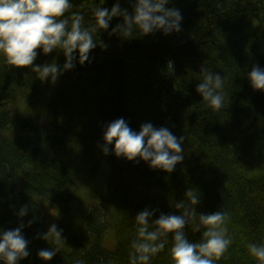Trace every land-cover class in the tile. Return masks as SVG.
<instances>
[{"label": "trees", "instance_id": "obj_1", "mask_svg": "<svg viewBox=\"0 0 264 264\" xmlns=\"http://www.w3.org/2000/svg\"><path fill=\"white\" fill-rule=\"evenodd\" d=\"M114 2L107 0L105 6ZM174 4L183 15L179 34L121 40L101 32L108 48L97 46L90 53L91 63L77 62L54 88L30 67L11 68L0 58V227L24 222L30 256L19 264H75L77 259L85 264H129L136 214L145 207L159 209L153 219L161 211L180 214L173 205L185 199L189 188L201 193L200 203L193 206L198 215L229 213L233 243L217 264H257L246 244L264 241V91L254 90L246 73L253 65L264 67V0ZM120 20L114 18L108 31ZM52 60L62 66L65 57L54 51L34 63ZM202 65L224 77L229 100L219 111L204 104L196 91ZM19 102L43 109L48 122L34 124L31 114H15ZM120 117L136 131L151 122L183 135V162L166 173L143 161L104 155L103 128ZM73 157L90 177L107 167L105 202L85 209L76 206L79 169L70 161ZM24 204L29 212L21 218L16 213ZM46 204L61 214L57 225L65 241L59 244L36 238L47 231L48 215L42 209ZM105 204L113 206L110 215ZM79 209L83 230L74 235L68 224ZM185 230L191 240L200 239L191 225ZM109 231L116 238L113 249L106 246ZM170 246L169 238L151 264H172ZM49 247L57 254L44 261L37 252Z\"/></svg>", "mask_w": 264, "mask_h": 264}, {"label": "clouds", "instance_id": "obj_2", "mask_svg": "<svg viewBox=\"0 0 264 264\" xmlns=\"http://www.w3.org/2000/svg\"><path fill=\"white\" fill-rule=\"evenodd\" d=\"M107 0H91L89 3L76 0H0V58L11 68L30 71L42 82L55 84L64 72L92 62V50L99 46L107 49L108 44L100 39L101 32L117 36L121 40L162 33L164 36L182 31L183 15L174 0H115L111 7ZM122 3L128 7H122ZM172 4V7H168ZM86 16L88 20L86 21ZM114 18H122L115 26ZM40 51H37V50ZM63 53L65 61L35 64L38 56L52 52ZM168 67L173 70V62ZM201 82L196 91L203 103L213 111L223 109L229 96L224 90V77L202 65ZM254 90L264 91V67L253 65L246 73ZM183 135H175L169 127H155L151 122L140 125L139 131L130 127L124 117L107 123L103 128L104 155L114 154L117 158L139 163L149 168L171 173L184 160ZM185 199L173 206L180 214L160 212L158 208L145 207L135 218L136 236L132 239L129 264H151L154 256L163 251L171 239L168 249L172 264H217L233 243L227 221L229 213L217 210L211 213L196 212L201 193L189 188ZM29 206L24 204L16 213L18 217L28 215ZM33 221H28V226ZM193 233H201L197 241L189 238L186 226ZM23 221L15 228L0 227V264H19L30 256V241L23 234ZM63 229L56 223L46 232H38L36 238L56 244L65 241ZM246 249L257 264H264V241H249ZM57 254L54 247L42 248L37 255L50 261ZM75 264H85L77 259Z\"/></svg>", "mask_w": 264, "mask_h": 264}, {"label": "rangeland", "instance_id": "obj_3", "mask_svg": "<svg viewBox=\"0 0 264 264\" xmlns=\"http://www.w3.org/2000/svg\"><path fill=\"white\" fill-rule=\"evenodd\" d=\"M53 60L49 63H52ZM59 83V80L56 81L55 84L48 81L49 86L54 88ZM14 112L17 115L28 116L29 114L32 115L33 119H30L32 123H46L48 122V117L46 112L39 108L33 109L31 106L28 107L26 103L19 102L17 105L14 106ZM70 161L77 167L78 170V187L76 189V206H79L85 209L88 206L93 205L96 206L100 203L105 202L106 194H107V180H108V172L106 171L107 167L105 166V170L98 173L95 176L90 177L85 171L81 170L83 167L82 162L73 157L70 158ZM106 205V204H105ZM108 208V215H110L113 211L112 204L106 205ZM44 212L48 215V223H47V230L48 226L52 223L58 222L61 219L60 212L54 207L49 204L42 206ZM83 209H79L75 215H73L68 224V229L71 233L80 234L83 230V221H82V214ZM64 219V217H63ZM109 219V218H108ZM110 220V219H109ZM112 225V224H111ZM113 229V227H112ZM114 230V229H113ZM65 238V236L63 235ZM106 246L110 249H113L116 245V238L115 234L112 231H109L105 237Z\"/></svg>", "mask_w": 264, "mask_h": 264}, {"label": "water", "instance_id": "obj_4", "mask_svg": "<svg viewBox=\"0 0 264 264\" xmlns=\"http://www.w3.org/2000/svg\"><path fill=\"white\" fill-rule=\"evenodd\" d=\"M11 227H8L7 229H10Z\"/></svg>", "mask_w": 264, "mask_h": 264}]
</instances>
